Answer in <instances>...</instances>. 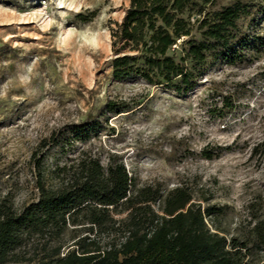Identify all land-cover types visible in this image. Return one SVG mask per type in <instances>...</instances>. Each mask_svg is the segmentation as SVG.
Listing matches in <instances>:
<instances>
[{"label":"rangeland","instance_id":"1","mask_svg":"<svg viewBox=\"0 0 264 264\" xmlns=\"http://www.w3.org/2000/svg\"><path fill=\"white\" fill-rule=\"evenodd\" d=\"M129 1L0 0V200L20 211L36 201L37 179L54 187L58 169L75 160L91 156L106 167L112 158L136 187L163 196L186 189L192 203L215 209L212 232L248 240L253 217L264 218V16L240 23V61L212 63L178 97L111 80L110 33ZM78 124L89 138H74ZM71 229L62 251L87 235ZM246 260L264 261V251L251 248Z\"/></svg>","mask_w":264,"mask_h":264},{"label":"trees","instance_id":"2","mask_svg":"<svg viewBox=\"0 0 264 264\" xmlns=\"http://www.w3.org/2000/svg\"><path fill=\"white\" fill-rule=\"evenodd\" d=\"M218 4L130 0L110 33L111 80L140 81L183 97L212 63L240 61L246 43L240 23L264 16V4ZM108 107L116 111L115 105ZM86 130L78 124L71 133L87 139ZM58 171L54 187L37 179V199L22 210L0 200V264H264L246 260L251 248L264 251V218L253 217L248 240L228 241L207 226L214 208L192 203L186 189L163 196L150 186L138 188L112 158L103 167L85 156ZM69 228L87 235L73 236L62 251L58 242ZM116 231L124 233L122 241L103 243V234Z\"/></svg>","mask_w":264,"mask_h":264}]
</instances>
